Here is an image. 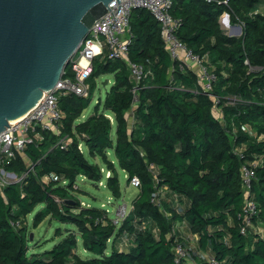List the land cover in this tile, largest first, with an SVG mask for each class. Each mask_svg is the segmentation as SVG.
<instances>
[{
  "label": "trees",
  "instance_id": "1",
  "mask_svg": "<svg viewBox=\"0 0 264 264\" xmlns=\"http://www.w3.org/2000/svg\"><path fill=\"white\" fill-rule=\"evenodd\" d=\"M222 1L174 0L169 13L180 21L177 38L205 57L216 74L212 94L220 98L223 120L214 115L211 98L198 89L194 71L169 57L158 22L147 10H134L127 57L144 68L145 78L134 94L125 61L107 59L104 51L92 63L87 97L58 98V133L39 131L38 139L6 167L18 177L32 169L20 183L0 188V264H175L174 237L169 234L176 222H184L189 234L197 235L196 249L209 252L220 264H264V0ZM224 12L231 24L242 25L240 36H227L221 29ZM64 72L72 77L69 64ZM106 75L113 76V84L104 100L91 116L77 122L89 106L96 79ZM229 96L239 101L227 105ZM231 126L237 130L235 146L244 149L243 158L232 152ZM61 139L67 141L63 148L58 145ZM80 144L111 174L105 188L112 198L122 195L116 165L128 184L133 177L139 180L138 196L121 223L114 224L103 209L82 207L76 197L78 178L93 184L103 178ZM110 151L116 165L107 158ZM254 159L262 161L251 187L259 213L242 236L240 168ZM162 188L166 196H176L180 214L174 199L170 206L162 198L163 211L150 203L151 194ZM37 206L41 209L32 228L48 219L73 229H56L54 235L61 240L50 251L28 255L26 218ZM259 225L262 233L255 231ZM79 242L95 257L81 259L76 254ZM191 264L209 263L193 259Z\"/></svg>",
  "mask_w": 264,
  "mask_h": 264
},
{
  "label": "built area",
  "instance_id": "2",
  "mask_svg": "<svg viewBox=\"0 0 264 264\" xmlns=\"http://www.w3.org/2000/svg\"><path fill=\"white\" fill-rule=\"evenodd\" d=\"M174 0H114L108 6L106 13L94 21L90 27L86 37L82 40L76 51L70 57L68 64L70 65V72L72 77H66L63 70L60 80L55 87L44 92L39 102L28 111L24 117L14 123H9V127L0 133V188L9 184L20 183L31 171L30 166L26 173L18 177L16 174L7 171L6 167L16 159L17 154H22L25 147L32 144L34 139H38L39 131H52L58 133V122L62 116L58 107V98L67 94H74L79 97H87L89 93L88 79L93 72V61L106 52L107 59L110 60H123L128 66L130 77L133 81V93L136 94L140 82L145 78L146 72L144 68L136 63L129 61L128 49L132 43V36L130 34V16L134 10L145 9L152 17L158 22L161 29V38L164 43L165 50L172 60L182 62L186 67L190 68L197 77L198 89L205 92L213 102V110L216 111L220 118L223 120L222 112L220 110V98L212 94L213 86L217 80V76L213 69L208 65L205 57L195 55L188 47L181 42L176 32L179 29L180 21L173 19L169 10L173 6ZM210 2V0H205ZM222 4L227 5L228 0L222 1ZM223 17L226 19L223 20ZM227 22L228 26H224ZM221 29L226 35L230 34L234 29L232 26H240V24H231L229 16L224 12L219 18ZM229 33L226 31L229 30ZM241 35V34H240ZM247 65V60L244 61ZM254 71L260 68H250ZM198 90H193L197 93ZM227 105H234L239 101L235 96H229ZM136 101V97H134ZM112 121V117L107 115ZM127 119L133 121L131 111L127 113ZM244 130L251 134V129L244 126ZM231 135L232 152L238 158H243V148L235 146V138L237 130L231 126L228 132ZM262 136H260V139ZM67 141L61 139L58 145L63 148L66 146ZM80 147V145H79ZM143 156V154H141ZM261 160L254 159L249 163L241 166V185L243 193V207L238 215L241 220L240 235L245 236L247 229L253 227L252 221L257 217L259 210L257 203L251 195L252 183L255 179V170L261 165ZM148 170L154 173L155 166L152 163L148 164ZM131 187L137 188L140 186L139 180L133 177L129 180ZM165 188L154 191L150 196V203L160 208L162 207V198L164 197ZM175 210L178 214L181 213V208L178 206L176 196H174ZM167 216V214H165ZM128 216L123 214L121 222ZM113 222V221H112ZM119 222V223H121ZM114 223V222H113ZM115 224V223H114ZM118 224V223H116ZM13 227H18V224H12ZM176 226H173L169 237L173 236L172 252L174 254L175 264H184L193 262V259H199L209 264H220L209 252H203L196 249L197 235L194 236L195 244L187 246L185 241L180 235L176 233Z\"/></svg>",
  "mask_w": 264,
  "mask_h": 264
},
{
  "label": "water",
  "instance_id": "3",
  "mask_svg": "<svg viewBox=\"0 0 264 264\" xmlns=\"http://www.w3.org/2000/svg\"><path fill=\"white\" fill-rule=\"evenodd\" d=\"M112 1L0 0V133L55 87ZM232 28L227 36H240L242 28Z\"/></svg>",
  "mask_w": 264,
  "mask_h": 264
},
{
  "label": "rangeland",
  "instance_id": "4",
  "mask_svg": "<svg viewBox=\"0 0 264 264\" xmlns=\"http://www.w3.org/2000/svg\"><path fill=\"white\" fill-rule=\"evenodd\" d=\"M224 26H228L227 22H224ZM230 29L226 32L229 33ZM234 33H236V30H234ZM104 81H107L106 85H103ZM113 84V76L112 75H106V76H100L95 81V87L92 91L91 100L89 103V106L86 110L83 111L81 117L77 120V122H82L91 114L93 113L94 107L96 104L100 101L102 102L104 100V97L106 95V92L109 91L110 87ZM215 116H219V114L214 111L213 112ZM131 128V127H130ZM111 139L115 140V124L112 122V130H111ZM80 148L84 152L85 156L91 163H96L99 165L103 178L100 182L97 184H93L92 182L84 179V178H78L76 180V187L79 189L78 194H76V197L80 201L82 207H96L105 210L108 217L111 218V220L116 224L121 222L122 216L125 212V214H130L132 210V202L137 198L138 196V189L131 187L130 184L127 183V177L126 175L117 167L116 165V159L114 157V154L112 151L107 153V158L112 161L117 168V174L120 181V189L122 192L121 198L116 200L112 198L111 194L106 190L105 188V180L108 176L111 174L106 170L105 165L99 158L91 159L87 155V149L82 144H80ZM41 209V206H37L26 218V225H27V231L29 235H32V239H28L26 246H27V253L30 254H41L46 251H50L54 245H56L61 238L55 237L54 233L56 229H73L70 225H64L60 224L56 221H50L46 219L43 221L37 228H32V220L35 216V214ZM255 231H258L262 233L263 227L259 225L255 228ZM180 234L184 231V228L180 226L179 228ZM187 246L192 245V241L188 237H181ZM110 253V245H108L106 254ZM76 254L79 255L81 259H91L95 256L85 252L80 242L78 243V249L76 250Z\"/></svg>",
  "mask_w": 264,
  "mask_h": 264
},
{
  "label": "crops",
  "instance_id": "5",
  "mask_svg": "<svg viewBox=\"0 0 264 264\" xmlns=\"http://www.w3.org/2000/svg\"><path fill=\"white\" fill-rule=\"evenodd\" d=\"M260 10L264 11V7L262 9H260ZM232 32H234V31H232ZM128 123H129V129H130V127L132 126V120L128 119ZM166 193L167 192L165 191L164 197H163L164 202L168 203L170 206H173L174 202H172V200H173L174 197L172 195H170L168 197V196H166ZM174 226H176V231H177V233H179V235L181 237L182 236L184 238L188 237L192 241V245L195 244L194 236L189 234L188 229L186 227V224L184 222H181V223L180 222H176ZM180 226L184 228V231L182 232V234H180V230H179Z\"/></svg>",
  "mask_w": 264,
  "mask_h": 264
},
{
  "label": "bare ground",
  "instance_id": "6",
  "mask_svg": "<svg viewBox=\"0 0 264 264\" xmlns=\"http://www.w3.org/2000/svg\"><path fill=\"white\" fill-rule=\"evenodd\" d=\"M224 19H226V17H224V18H223V20H224ZM23 117H24V115H23V116H21V117H19V118H16V119H14V120L10 121L9 123H14V122H17V121L21 120Z\"/></svg>",
  "mask_w": 264,
  "mask_h": 264
}]
</instances>
